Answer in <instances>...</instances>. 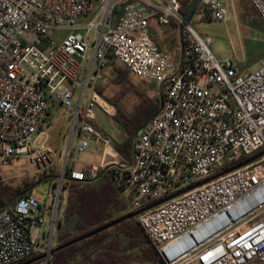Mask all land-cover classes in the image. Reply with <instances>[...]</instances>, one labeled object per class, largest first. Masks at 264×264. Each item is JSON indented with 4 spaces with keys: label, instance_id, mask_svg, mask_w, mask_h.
<instances>
[{
    "label": "built area",
    "instance_id": "obj_1",
    "mask_svg": "<svg viewBox=\"0 0 264 264\" xmlns=\"http://www.w3.org/2000/svg\"><path fill=\"white\" fill-rule=\"evenodd\" d=\"M246 1L264 23V0ZM182 7L181 0H0V171L16 158L37 170L51 164L52 101L67 114L74 107V162L89 139L103 141L90 109L100 103L96 87L111 61L160 95L129 162L85 173L65 169L66 151L48 203L25 194L0 212V264L52 250L64 176L80 183L102 171L136 211L264 151V62L239 72L231 60L218 61L212 39L193 30ZM199 7L224 18L220 0H198ZM151 23L178 32L177 60L159 49ZM136 220L164 264H264V155Z\"/></svg>",
    "mask_w": 264,
    "mask_h": 264
},
{
    "label": "trees",
    "instance_id": "obj_2",
    "mask_svg": "<svg viewBox=\"0 0 264 264\" xmlns=\"http://www.w3.org/2000/svg\"><path fill=\"white\" fill-rule=\"evenodd\" d=\"M181 2L183 5L182 13L189 7H192V10L197 7V0L192 3L190 0H181ZM242 8L247 12V15L254 17V14L248 10L249 8H247L246 4H242ZM250 9L252 10L251 7ZM256 24L257 32L264 46V23L262 20L260 22L256 20ZM111 74L113 76L112 83L120 86L121 89L116 94L115 99H105L115 108L118 117L116 120L121 121L119 126L126 134V139L123 142L113 144L112 147L121 159L125 161V154L123 153L125 152V147L133 141L138 131L157 112L160 95L157 98H149L145 94L132 90L138 102L129 112L124 113L121 111L118 102L130 90L131 83L127 78L130 74L127 70L121 72L116 67H111ZM138 81L152 87L149 83ZM96 92L99 95L102 93L99 88H96ZM246 159L248 158L243 157L235 164ZM233 165H226L221 170ZM57 178L58 172L53 167L44 175L31 181H24L19 186L0 182V212L13 205L22 195L30 194L33 187L38 183L48 181L50 185H53ZM62 189H67L68 193L65 209L61 217L56 221L54 232L56 247L62 246L133 212L121 196L120 191L112 185L109 178L102 171L96 179L80 183L66 178L62 184ZM135 219L123 221L82 242L54 252L49 257L48 264H130L131 262L142 261L162 264L156 249L151 245ZM39 256L41 254H33L28 259L16 264H25L27 262H30L29 264H43L44 260L33 261Z\"/></svg>",
    "mask_w": 264,
    "mask_h": 264
},
{
    "label": "rangeland",
    "instance_id": "obj_3",
    "mask_svg": "<svg viewBox=\"0 0 264 264\" xmlns=\"http://www.w3.org/2000/svg\"><path fill=\"white\" fill-rule=\"evenodd\" d=\"M195 0H190L194 2ZM224 9L225 15L223 20L216 21L206 16V12L203 7H199L194 13L191 12L192 7H189L185 11L186 18L190 20L191 27L201 37H209L212 39L210 51L213 56L220 62L225 59L231 60L234 68L239 72H252L257 69L259 62H264V46L257 32V21H261L260 18L251 9L248 3H245L248 10L254 14V17L247 15V12L242 8L240 0H220ZM256 19V20H255ZM155 30L157 36V46L163 52L171 55L172 58L178 55V32L169 30L167 32L165 27H158L151 25ZM83 33V31H80ZM66 32H57L52 35L54 42H60L65 36ZM92 36V35H91ZM90 36V38H91ZM91 44L90 39L88 40ZM90 52L88 53V56ZM111 67H116L124 72L126 69L117 64L114 61L110 63L109 68L103 71V80L99 84V89L102 91L101 95L107 99H115V96L120 92V86L112 83L113 76L111 74ZM128 81L131 83V87L128 93H126L118 102L122 112L127 113L138 102L137 97L133 91H138L145 94L149 98H154L156 90L151 86L140 83L137 79H133L128 75ZM133 90V91H132ZM89 97V87L84 92V99L82 101L83 106ZM50 105V117L49 125L46 128L47 133V145L52 150L51 164L44 169L37 170L31 167L24 159H14L13 163L3 168L0 171V182L10 184L12 186H19L24 181L34 180L51 168H56L58 174L60 173L64 164L63 156L65 152H68V158L65 162V169L70 168L73 164L78 166L84 163V154L86 151H93V143L88 140V148L84 153H80L77 156V161L74 162V153L72 148L74 143L77 142V127L79 121L76 122V127L72 133L71 139L69 136L72 128V120L74 114V107L71 108L69 114L64 107L59 103L51 102ZM104 107H107L103 104ZM91 112L93 114V120L91 121L93 127L105 134L111 141L120 144L126 139L125 132L120 128L121 121L116 120L117 115L115 110L110 112L111 116H108L99 106L92 105ZM116 115V116H115ZM115 116V117H112ZM135 138V137H134ZM134 140V139H133ZM133 141L125 147V153L127 149H130ZM99 153V152H98ZM66 177L64 176L65 180ZM50 183L43 181L33 187L30 195L35 198L39 204L43 205L49 202L48 188ZM67 189H62L60 196L58 197V209L56 215V221L61 217L62 212L65 209ZM122 197L129 204V196L127 193H121ZM136 220V219H135ZM137 221V220H136ZM56 229V228H55ZM55 236L53 235L52 244L54 245ZM36 255V254H34ZM161 259V258H160ZM162 264L163 261L161 260ZM130 264H161L152 262H131ZM259 264V263H254Z\"/></svg>",
    "mask_w": 264,
    "mask_h": 264
},
{
    "label": "crops",
    "instance_id": "obj_4",
    "mask_svg": "<svg viewBox=\"0 0 264 264\" xmlns=\"http://www.w3.org/2000/svg\"><path fill=\"white\" fill-rule=\"evenodd\" d=\"M198 1V0H197ZM241 1V4H245V3H247V1L246 0H240ZM189 8H187V10H188ZM195 9L197 10L198 8L197 7H195ZM195 10V11H196ZM191 11H192V9H191ZM155 25V26H157L156 24H154V23H151L150 25H149V32H150V34L154 37V40H155V42H156V44H157V36H156V33H155V30H153V27L151 26V25ZM159 27V26H158ZM166 28V31L165 32H167V31H169V30H172L173 31V29L172 28H170V27H165ZM158 45V44H157ZM178 47H179V51H178V55L177 56H175L174 57V60H177L178 59V57H179V53H180V45H179V42H178ZM107 68H109V70H110V64L105 68V69H107ZM104 69V70H105ZM104 70H102L101 71V79H100V82H101V80H103V71ZM133 79H135L134 77H133ZM100 82H99V84H100ZM99 84L97 85V87L96 88H99ZM152 85V88L154 89V90H156V93H155V95H154V98H157L158 97V95H159V91H158V89H157V87L155 86V85H153V84H151ZM97 95L99 96V107L102 109L103 107H104V105L103 104H105L107 107H104L106 110H108L109 112V115H108V113H106L108 116H111L110 115V112H113V110L112 109H114L115 110V108L113 107V106H111L107 101H106V99L102 96V95H99L98 93H97ZM54 103H57V102H51V104H52V106H53V104ZM103 103V104H102ZM114 112H116V111H114ZM46 116H47V120H48V125H49V117H50V106H49V108H48V110H47V114H46ZM116 116V115H115ZM115 116H112V117H115ZM96 132L101 136V138L103 139V141H101V142H99L98 144H96L95 143V141L93 140V139H90V141L93 143V146H94V150L92 151H86V153L84 154V163H82V164H79L78 166H76V165H72L70 168H68V169H77V170H80V171H82V172H88L89 170H90V168H92V167H96V168H101V167H104V166H106V165H108V164H114V163H119V162H121V161H123L122 159H121V157L114 151V149H113V147H112V145L113 144H117V143H115V142H113V141H111L105 134H103V133H101L100 131H98L97 129H96ZM75 144V143H74ZM95 146H96V149H95ZM131 150H132V146L130 147V149H127V151H126V153L125 152H123L125 155H124V157H125V161L127 162L128 160L130 161V159H131ZM99 152V153H98ZM101 172V171H100ZM120 194H121V192H120ZM121 196H122V194H121ZM130 207V206H129ZM131 209V208H130ZM132 210V209H131ZM54 246H55V244H54Z\"/></svg>",
    "mask_w": 264,
    "mask_h": 264
},
{
    "label": "water",
    "instance_id": "obj_5",
    "mask_svg": "<svg viewBox=\"0 0 264 264\" xmlns=\"http://www.w3.org/2000/svg\"><path fill=\"white\" fill-rule=\"evenodd\" d=\"M263 155H264V151L254 155V156H252V157H250V158H248V159H246V160H244V161H242V162H240L238 164H235V165H233L231 167L225 168L224 170H221L220 172L210 176L207 179H204L202 181L190 184L189 186H187V187H185V188H183V189H181V190H179V191H177V192H175V193H173V194H171L169 196H166V197H164V198H162L160 200H157V201H155V202H153V203H151V204H149V205H147V206H145V207H143V208H141L139 210L133 211L132 213H130V214L124 216V217L116 219V220H114V221H112V222H110V223H108V224H106V225H104V226H102V227H100V228L88 233V234H85V235H83L81 237H78V238H76V239H74V240H72V241H70V242H68V243H66V244H64L62 246H59V247L54 246L52 248V250L48 254L41 255L38 258L34 259L33 261L48 260L49 257L54 252H57L60 249H64V248L69 247L71 245H74V244H77L79 242H82L83 240H86V239H88V238H90V237H92V236H94V235H96L98 233H101V232H103L105 230H108V229H110V228L122 223L123 221L129 220V219H132V218H136L138 215H141V214H143V213H145V212H147V211H149V210H151L153 208H156L159 205H162V204H164V203H166V202H168V201H170V200H172V199H174L176 197L184 195V194H186V193H188V192H190V191H192V190H194V189H196V188H198V187H200L202 185L210 183V182H212V181H214V180H216V179H218L220 177H223V176L235 171L236 169L242 168V167L254 162L255 160L259 159ZM29 263L30 262H27L25 264H29Z\"/></svg>",
    "mask_w": 264,
    "mask_h": 264
}]
</instances>
